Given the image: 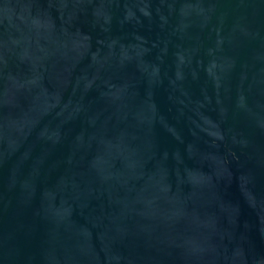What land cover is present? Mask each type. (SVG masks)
Listing matches in <instances>:
<instances>
[{
  "label": "water",
  "instance_id": "water-1",
  "mask_svg": "<svg viewBox=\"0 0 264 264\" xmlns=\"http://www.w3.org/2000/svg\"><path fill=\"white\" fill-rule=\"evenodd\" d=\"M0 264H264V0H0Z\"/></svg>",
  "mask_w": 264,
  "mask_h": 264
}]
</instances>
